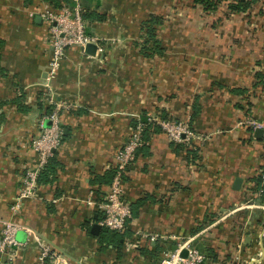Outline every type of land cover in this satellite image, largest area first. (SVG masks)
<instances>
[{
  "label": "crops",
  "instance_id": "1",
  "mask_svg": "<svg viewBox=\"0 0 264 264\" xmlns=\"http://www.w3.org/2000/svg\"><path fill=\"white\" fill-rule=\"evenodd\" d=\"M221 3L72 0L97 49L68 48L49 92L46 4L0 0V233L9 220L34 235L19 231L21 246L0 264H38L37 241L71 264H158L187 240L208 250L203 264H264V200L254 196L264 152L247 123L264 119V1L239 13ZM52 103L71 106L60 114L63 139L34 196L13 211ZM163 119L187 122L196 138L172 144ZM137 121L146 145L122 185L132 216L114 234L100 226L98 204Z\"/></svg>",
  "mask_w": 264,
  "mask_h": 264
},
{
  "label": "built area",
  "instance_id": "2",
  "mask_svg": "<svg viewBox=\"0 0 264 264\" xmlns=\"http://www.w3.org/2000/svg\"><path fill=\"white\" fill-rule=\"evenodd\" d=\"M264 1V0H262ZM83 10L79 5H63L58 12L48 7L40 14L41 19L47 25L48 44L51 49V56L47 63L45 86L50 92L49 84L56 77L58 68L65 58V52L70 47H77L84 54L87 44H98V38L87 33V24L83 18ZM52 112L48 115L51 125L43 127L40 124V132L30 141L31 149L38 155V165L35 169H29L22 178V184L18 193L13 197L11 209L16 211L23 204V201L34 196L40 171L45 168L53 152L58 148L63 139L60 114L69 111L70 105L64 103H52ZM251 130L262 131V150L264 152V119L247 121ZM160 130L165 134L172 144H189L195 139V134L189 124L178 120H158ZM144 126L137 121L130 137L124 145L118 149L113 158L112 179L108 191L98 208L102 214L100 226L113 233H123L127 222L132 216L128 203L123 198V179L128 166L135 160L137 152L146 145L144 139ZM259 189L254 196L260 198L263 195L264 172L260 174ZM24 230L31 237L34 235L29 229L15 221L2 222L0 233V255L11 251L14 247L21 246L16 240V234ZM37 238V237H36ZM151 240H154L151 237ZM39 244L38 264H71L56 253L50 246L43 242ZM185 250L186 256L180 254ZM205 254L187 240L178 243L172 253L166 254L158 264H203ZM229 264H235L234 261Z\"/></svg>",
  "mask_w": 264,
  "mask_h": 264
},
{
  "label": "trees",
  "instance_id": "3",
  "mask_svg": "<svg viewBox=\"0 0 264 264\" xmlns=\"http://www.w3.org/2000/svg\"><path fill=\"white\" fill-rule=\"evenodd\" d=\"M42 2H44V4H46V6L55 11V12H58L60 10V8L63 6V5H69L71 4V1L72 0H41ZM224 1H227V9L231 12V13H239V12H244L246 11L247 9L250 8V2L253 1V0H224ZM195 2L202 6L203 7V10L205 11H211V10H216V8L220 5V2L221 0H195ZM83 18L84 20L87 19V14L86 13H83ZM144 27H146V30L150 32H152L151 29H148V23H146L144 25ZM2 41H0V49L2 47ZM144 139L146 140V137H145V132H144ZM177 145H180L182 147V144H177ZM145 146V145H144ZM143 148V147H142ZM141 148V149H142ZM112 174L113 172L111 173V179H112ZM257 185H256V191L259 189V182L258 180L256 181ZM255 189V187H254ZM262 191H263V195H262V199L264 200V185L262 186ZM108 231V230H106ZM110 232V231H108ZM110 233H113V232H110ZM116 234V233H114ZM201 250V249H200ZM205 256H209V252L208 250H204L202 249L201 250Z\"/></svg>",
  "mask_w": 264,
  "mask_h": 264
},
{
  "label": "water",
  "instance_id": "4",
  "mask_svg": "<svg viewBox=\"0 0 264 264\" xmlns=\"http://www.w3.org/2000/svg\"><path fill=\"white\" fill-rule=\"evenodd\" d=\"M96 49H97V45H95V44H87L85 46L84 52L87 55H94ZM254 137L261 138L262 137V131L261 130L254 131ZM241 183H242V180L240 178H238V177L235 178L234 183H233V188L235 190H238L240 188V186H241ZM97 229H99L98 225H94L93 226V230L96 231ZM180 255L182 257H185L186 256V251L183 250Z\"/></svg>",
  "mask_w": 264,
  "mask_h": 264
},
{
  "label": "rangeland",
  "instance_id": "5",
  "mask_svg": "<svg viewBox=\"0 0 264 264\" xmlns=\"http://www.w3.org/2000/svg\"><path fill=\"white\" fill-rule=\"evenodd\" d=\"M219 7H220V8H222V7L224 8L225 6H223V3H221V4L219 5ZM221 11H222V10L220 9V11H218V12H221Z\"/></svg>",
  "mask_w": 264,
  "mask_h": 264
}]
</instances>
